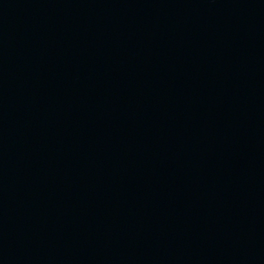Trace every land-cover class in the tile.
Returning a JSON list of instances; mask_svg holds the SVG:
<instances>
[{
	"label": "water",
	"instance_id": "95a60500",
	"mask_svg": "<svg viewBox=\"0 0 264 264\" xmlns=\"http://www.w3.org/2000/svg\"><path fill=\"white\" fill-rule=\"evenodd\" d=\"M0 264H264V0H0Z\"/></svg>",
	"mask_w": 264,
	"mask_h": 264
}]
</instances>
